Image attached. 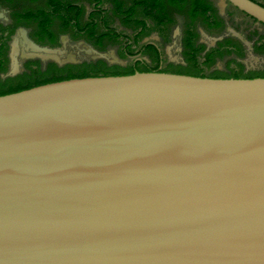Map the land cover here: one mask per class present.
<instances>
[{
    "label": "water",
    "instance_id": "obj_1",
    "mask_svg": "<svg viewBox=\"0 0 264 264\" xmlns=\"http://www.w3.org/2000/svg\"><path fill=\"white\" fill-rule=\"evenodd\" d=\"M228 1L264 24L260 3ZM0 264H264V77L0 95Z\"/></svg>",
    "mask_w": 264,
    "mask_h": 264
},
{
    "label": "flooded vegetation",
    "instance_id": "obj_2",
    "mask_svg": "<svg viewBox=\"0 0 264 264\" xmlns=\"http://www.w3.org/2000/svg\"><path fill=\"white\" fill-rule=\"evenodd\" d=\"M118 1L120 29L108 23L103 0H91L89 9L79 0H0V83L42 79L97 60L136 71L197 70L205 77L240 65L244 73L256 70L264 24L228 0ZM171 6L181 12V23L174 22ZM111 39L120 43L115 62L106 55Z\"/></svg>",
    "mask_w": 264,
    "mask_h": 264
},
{
    "label": "trees",
    "instance_id": "obj_3",
    "mask_svg": "<svg viewBox=\"0 0 264 264\" xmlns=\"http://www.w3.org/2000/svg\"><path fill=\"white\" fill-rule=\"evenodd\" d=\"M114 3V9L117 14H122L123 9L121 2L118 0H111ZM113 30V29H112ZM107 29L106 32L103 29L102 32L105 34H109L107 31H111ZM113 35L115 36L114 32ZM136 70L132 69L131 67H122L119 65H108L103 60H97L96 62H83L81 64H74L70 65L68 67L63 68L61 71L59 70V73L55 74L54 76L37 79L29 82H13V83H0V95L17 92L23 89H28L33 86L60 81V80H66L71 78H82V77H88V76H98V75H127L132 74ZM137 71H148V70H137ZM162 72H175V71H168L164 70ZM175 73H181V74H188V75H194V76H202L205 77V75L198 74L197 70L192 72H175ZM213 78H254V77H264V69L262 70H249L247 72H243V66L240 65V68L231 71L229 73L225 72H216L215 74L209 76Z\"/></svg>",
    "mask_w": 264,
    "mask_h": 264
},
{
    "label": "rangeland",
    "instance_id": "obj_4",
    "mask_svg": "<svg viewBox=\"0 0 264 264\" xmlns=\"http://www.w3.org/2000/svg\"><path fill=\"white\" fill-rule=\"evenodd\" d=\"M79 1L85 5V8L89 9L91 7V0H79ZM18 3H21L20 6L27 5V2L25 1H21ZM102 6L103 8L106 9L108 23L120 29L122 27L121 17L115 12L114 3L111 0H103ZM171 7H172L171 11H173V15H174V22L181 23L183 21L181 12H178V10L176 9L177 6H171ZM100 29L101 27H98V30ZM106 44L110 50L109 52L106 53L109 61H114V62L118 61L119 57L117 53L115 52L116 51L115 49H119L120 47L119 41L115 39H111L110 41H107ZM72 59H75V57L73 56ZM253 61H254V64L252 65V67H254L256 70L264 69V50L257 51L253 57ZM78 64H81V63H78Z\"/></svg>",
    "mask_w": 264,
    "mask_h": 264
}]
</instances>
